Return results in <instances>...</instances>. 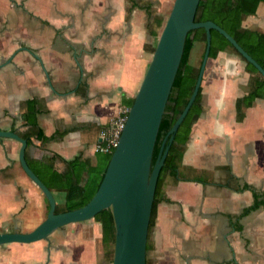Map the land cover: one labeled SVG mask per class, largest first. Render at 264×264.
Returning <instances> with one entry per match:
<instances>
[{"label": "crops", "instance_id": "0c3cea01", "mask_svg": "<svg viewBox=\"0 0 264 264\" xmlns=\"http://www.w3.org/2000/svg\"><path fill=\"white\" fill-rule=\"evenodd\" d=\"M141 4V5H140ZM172 0H0V128L19 126V102L43 99L36 121L60 137L49 147L64 158L101 164V130L129 107L158 34L146 8L162 13ZM264 28V2L249 15ZM260 18V19H259ZM201 41L189 61L199 65ZM200 54H199V50ZM197 54H199L196 63ZM244 61L221 50L201 80L203 112L192 125L181 178L158 202L148 236L149 264H264V98L236 118L248 89ZM20 143L0 137V231H27L46 214L41 190L24 173ZM34 147L30 148L33 154ZM63 202L64 192H54ZM94 218L65 224L47 239L0 245V264H111Z\"/></svg>", "mask_w": 264, "mask_h": 264}, {"label": "water", "instance_id": "95a60500", "mask_svg": "<svg viewBox=\"0 0 264 264\" xmlns=\"http://www.w3.org/2000/svg\"><path fill=\"white\" fill-rule=\"evenodd\" d=\"M198 3L199 0L172 1L99 185L83 205L56 212L54 193L26 162L27 140L11 129L0 128V137L13 138L20 143V165L44 194L49 205L46 216L32 229L0 231V245L47 239L55 229L71 222L93 218L100 210L110 207L115 228L111 264H146V243L157 177L174 134L201 85L209 58L211 29L220 32L264 76V67L226 29L212 19L195 20ZM198 27L205 29V46L194 86L185 106L165 133L152 163L155 140L181 60L186 35L189 30ZM6 61L1 62L0 66Z\"/></svg>", "mask_w": 264, "mask_h": 264}, {"label": "trees", "instance_id": "16d2710c", "mask_svg": "<svg viewBox=\"0 0 264 264\" xmlns=\"http://www.w3.org/2000/svg\"><path fill=\"white\" fill-rule=\"evenodd\" d=\"M129 1H131L132 6L140 3V0ZM260 2H264V0H199L195 20L212 19L218 23L264 67V30L244 24V20L249 15L255 14ZM170 8L171 6L167 8L169 9L168 13ZM146 10L148 12L149 22L155 27V34H158L164 21V12L159 13L148 7ZM195 41H201L205 46V29L203 27L193 28L186 35L181 60L155 140L152 163L157 156L165 133L185 106L194 86L199 65L192 64L189 61V57ZM221 50L239 56L244 61L245 69L249 72L247 93L237 98L235 102L236 118L239 120L244 116V108L249 106L255 97L260 96L264 98V76L220 32L211 29L209 58L215 57ZM133 98L131 97L129 106ZM44 109H46V106L42 98L30 97L20 100L18 116L20 124L19 126H12L11 130L27 140L25 159L34 173L53 193L57 191L64 192V201L56 202L55 205V211L60 212L81 206L90 199L99 185L111 153H105L100 165L92 166L87 159L80 156L64 158L57 152H54L49 147V144L52 140L60 137L62 132L56 130L51 134H46L38 125L36 121L37 113ZM202 112L203 104L200 86L193 103L174 134V139L170 144L164 163L160 168L149 220V230L155 221L158 202L169 199L166 196V186L169 183L177 182L182 177L180 170L186 142L190 136L192 125L200 117ZM123 113L127 114V109L123 110ZM32 146L34 147L33 154L30 153ZM45 200L47 213L49 205L46 198ZM258 205L264 206V199L256 195L252 207H257ZM93 218L101 224L102 250L104 256L111 262L115 238L111 208L108 207L100 210ZM151 252L152 243L148 236L146 243V264H149L151 261Z\"/></svg>", "mask_w": 264, "mask_h": 264}, {"label": "built area", "instance_id": "2783aa9c", "mask_svg": "<svg viewBox=\"0 0 264 264\" xmlns=\"http://www.w3.org/2000/svg\"><path fill=\"white\" fill-rule=\"evenodd\" d=\"M125 118L126 114H121L111 122L108 128L101 130L102 141L96 143V150L106 153L112 152L117 143Z\"/></svg>", "mask_w": 264, "mask_h": 264}, {"label": "rangeland", "instance_id": "374dc122", "mask_svg": "<svg viewBox=\"0 0 264 264\" xmlns=\"http://www.w3.org/2000/svg\"><path fill=\"white\" fill-rule=\"evenodd\" d=\"M172 1H173V0H172ZM168 10H169V9H165V10H163L164 15H165V16H164V20H165V18H166L167 15H168V14H167V13H168ZM248 18H249V19H248ZM247 19H248V20H247ZM250 19H251L250 16H248V17L244 20V24H246V20H247L248 25H253V23H254V24L256 23V21H255L256 19H253V21H251ZM259 19H260V18H259ZM163 23H164V21H163ZM262 23H264V19H262ZM162 25H163V24H162ZM262 25H264V24H262ZM161 27H162V26H161ZM256 27L259 28V29H261V30H264V28L262 29V27H260V24H258ZM202 45H203V42H201V46H202ZM201 49H202V48H201ZM201 49L199 50V54H200V51L203 50V49H202V50H201ZM199 54H197L198 57H197V59H196V63L198 62V58H199V56H200ZM94 220H95V219H94ZM96 221H97V220H96ZM98 222H99V221H98ZM99 223H100V222H99ZM100 227H101V225H100Z\"/></svg>", "mask_w": 264, "mask_h": 264}]
</instances>
